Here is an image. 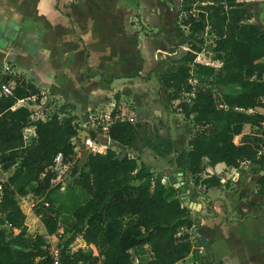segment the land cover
<instances>
[{
  "label": "trees",
  "instance_id": "16d2710c",
  "mask_svg": "<svg viewBox=\"0 0 264 264\" xmlns=\"http://www.w3.org/2000/svg\"><path fill=\"white\" fill-rule=\"evenodd\" d=\"M182 13L176 30L181 32L184 26L188 35L177 49L180 45L188 49L163 71L160 82L171 90L170 103H176L186 119L194 116L195 124L210 129L191 137L187 150L174 152L170 144L171 164L183 174L179 189L164 184L150 167L128 155L139 143L153 150L156 146L147 124L132 122L118 109L111 113L113 122L106 132L102 127L90 131L93 141L108 145L106 153L90 152L82 165L85 149L79 157L73 143L76 117L59 118L66 106L46 121H32V112L24 107L12 110L18 100L33 96L40 103L41 95L22 75L5 74L0 64V92L5 84L17 85L11 96H0V164L9 173L5 182L0 181V264H52L45 236L58 234L61 211L73 220L61 242L66 264H136L135 257L139 264H177L194 254L188 231L198 223L183 201V194L193 193L190 180L195 186L217 188L222 186L219 177L202 180L208 166L224 163L239 169L247 162L264 168V114L257 111L264 109V30L251 23L255 14L251 2L183 0ZM206 30L213 37V59L222 65L218 73L215 67L196 62L205 44L199 35ZM154 73L159 74V68ZM214 76L227 90L220 104L202 83ZM31 127L36 136L26 141L24 132ZM246 127L255 132L247 133ZM65 167L72 184L66 185L68 197L60 198L62 183L55 182ZM258 185L264 200V172ZM30 194L41 199L33 211L23 202ZM77 236L97 251H70ZM28 237H33L31 245L21 240ZM146 254L150 258L144 262ZM195 257L198 264L208 263L207 256Z\"/></svg>",
  "mask_w": 264,
  "mask_h": 264
},
{
  "label": "crops",
  "instance_id": "0c3cea01",
  "mask_svg": "<svg viewBox=\"0 0 264 264\" xmlns=\"http://www.w3.org/2000/svg\"><path fill=\"white\" fill-rule=\"evenodd\" d=\"M160 2L152 0L150 6L145 0H0L1 67L8 65L14 75H22L40 93L39 104L47 101L55 113L66 106L65 114H59H70L80 124L91 114L111 118L115 109L142 114L147 99L144 90L134 87L149 86L147 79L142 81L141 70L150 50L135 22L158 21L156 15L162 20ZM254 2L257 12L251 23L264 30V0ZM128 102L133 110L123 108ZM78 109L80 115L75 114ZM210 172L222 175L223 187L205 189L204 195L183 194L198 223L193 232L207 241L202 243L208 251L207 264H264V200L259 188L244 196L235 189L251 186L253 176L247 173L239 180L238 169L222 163L208 166L202 180ZM65 189L62 182L58 197L67 195ZM23 202L33 211L25 198ZM67 215L61 211V229L73 222ZM195 256L177 264H187L189 258L198 264Z\"/></svg>",
  "mask_w": 264,
  "mask_h": 264
},
{
  "label": "rangeland",
  "instance_id": "374dc122",
  "mask_svg": "<svg viewBox=\"0 0 264 264\" xmlns=\"http://www.w3.org/2000/svg\"><path fill=\"white\" fill-rule=\"evenodd\" d=\"M145 1H147V3L151 6L152 0H145ZM157 1L159 2L161 1L159 6L161 8L160 13L163 17L162 20L161 18L159 19V17H161L160 15H156L158 21L149 22L143 19L142 21L140 20L135 22V27L137 29L139 28L140 31L143 33V35L148 39L147 47L150 50V55L147 56L148 61L145 62L147 65L144 64L145 68L143 66V69L141 70L143 76L141 77L142 81H145L144 79H147L145 83L149 82V86L134 87V89L135 90L138 89V91L144 90L143 96L146 97L147 104L145 105L144 112L142 114L134 113L133 115H130L128 112H124V114L129 118L134 119L135 121L134 123H142V124L147 123L148 129L151 132L150 135L153 140L152 143L155 144L157 148L153 150L152 148H150V146L143 147L142 144L139 143L136 149L134 150L137 151L141 150V152L127 151L128 155L131 158H137L141 160L142 163L148 165L156 175L166 180L165 183L170 186L178 183V176L181 173L178 172L176 168L171 164V160L174 159V153L173 150L171 151L170 149V144L172 143L174 145V152L187 150L189 148L188 142L191 137L203 133L205 130H208L210 128H206L203 125L195 124L193 121L194 116H192L190 120L186 119L185 116L180 112V110L176 109L177 104L175 103L173 105L172 103H170L169 95L171 93V90L168 88H164L160 82V76L162 75L163 71L168 66L171 65V62L179 60L186 53L188 49L187 45H180L178 49H177V45L181 44L183 37H186V35H188V29L184 26H181V32H178V30H176V27L181 24L182 22L181 20L185 16V14L182 13L183 0H157ZM251 4L255 11L256 2L254 3L252 2ZM149 10H151V7ZM146 13H148V10L143 12V16L144 15L146 16ZM157 19L155 18V20ZM208 33L209 30H206L204 33H201L199 35L200 38L204 40L205 44H204V50L202 54L199 56L198 60L204 64H208L210 66L215 67L218 73L219 72L218 69L222 65L213 59L214 57V53L212 52L213 37ZM156 68H159V74L154 73V70H156ZM202 83L204 87L212 90L216 101L218 102V104H220L222 101V96L224 92L227 90L220 87L217 84L216 77L214 76L210 78H205L202 80ZM192 84L197 85L198 83L196 81H193ZM140 95L142 94L140 93ZM185 98L189 99V96H185ZM127 106H129V102L126 103V105L123 108L133 110L132 105H131L132 107L131 106L127 107ZM126 109L125 111H127ZM257 111L264 114V109ZM81 112H82L81 109H78L75 112V114L80 115ZM91 118L93 119V120L91 119L92 121L96 120L97 122L98 120V122L100 123L104 121L105 123H107L106 121H108L107 119L102 118L101 114L100 115L91 114ZM144 121H146V123ZM245 131L247 133L255 132V129L246 127ZM98 149L101 151H105L103 147H100ZM113 149L116 150L118 153H122L118 148L114 147ZM157 150L167 154L166 157H162L161 154L157 152ZM263 154H264V150H263ZM263 170L264 168L261 169L259 165H253L247 162L243 163L241 167L238 169L240 176L239 180H242V177L247 175V173H251V175L253 176V179L250 183L251 186L245 187L241 185V186H236L235 189H241V191L243 192V196L248 192H251V189L253 188L258 189L259 188L258 180L263 175L264 172ZM168 176L169 179L166 178ZM202 176L205 177V175ZM220 176L222 175L221 174L217 175V173L215 175V177H220ZM1 178H5V175H2ZM58 179H59L58 181L60 183L63 182L64 185L72 184L71 183L72 181L70 180L69 169L60 170ZM189 179L190 178H188V180ZM231 183L233 182L231 181ZM180 184L181 186H183L184 185L183 181L180 182ZM190 185L193 193L195 192L196 194H198L201 192V195H204V190L206 189L205 185L201 184L195 186L193 180H190ZM176 187L177 189L180 188L178 185ZM25 200L27 204H29L28 205L29 207L34 205L36 206L41 201V199L35 197L32 194L26 196ZM85 200H86V196H82L80 199L81 202H84ZM69 215L70 214H68L67 216ZM62 228L64 229L60 228L57 234L61 242L64 241L66 237V234L64 232L66 230H70V228H66L64 224ZM32 231H34V229ZM14 235H18V232L14 231ZM21 240L24 244L31 245L33 241V237H28ZM86 244L84 243V240L80 236H77L75 241L72 243L71 248H76L78 250L81 249V247H84L83 251H86V253L97 251L94 246H90L89 244H87V246L85 247ZM149 258H150L149 254L144 256L143 257L144 262H146L147 259ZM192 263H193V258L192 259L189 258L187 260V264H192Z\"/></svg>",
  "mask_w": 264,
  "mask_h": 264
},
{
  "label": "built area",
  "instance_id": "2783aa9c",
  "mask_svg": "<svg viewBox=\"0 0 264 264\" xmlns=\"http://www.w3.org/2000/svg\"><path fill=\"white\" fill-rule=\"evenodd\" d=\"M255 0H249V2H254ZM200 56V55H199ZM199 57L196 59V62L197 63H200V64H203V65H207V66H210L208 64H204L202 62H200L199 60ZM213 67V66H211ZM2 68V67H1ZM2 71L7 74V75H10V76H14L15 73H13V70L10 68V66L6 65L4 68H2ZM195 81V80H194ZM14 82V81H13ZM16 82L15 83H8V84H5L2 86V90L0 92V96H11L13 94V91L15 90L16 88ZM37 96H33L31 98H26V99H22V100H18L17 103L13 106L12 110H16V108H21V107H24V108H27L29 109L31 112H32V117H31V120L32 121H37V120H42V121H46L48 119H50L54 114L55 112L51 111V107L49 106L48 102H44L42 104H39L37 103ZM41 103V102H40ZM35 104V105H33ZM59 118H63L65 117L64 115L62 114H58ZM122 116H126L125 114H122ZM91 116L89 117L88 121L85 122V123H78V134L77 136L73 139V143L77 146V150L80 151L81 148L83 149H87L89 150V152H93V153H101V154H104L106 153L107 149H108V145L107 144H98L96 143L95 141L92 140L91 137L87 138L85 140V144L80 146L78 145L79 142H80V135L83 131H88L90 133V131H93V130H96V129H99V127H102V130L104 132L107 131V129L110 127V125L112 124L113 120L111 118H108L106 121L107 123L102 122H96L95 121H92L91 120ZM132 122H134V119L132 118H129ZM25 134V140L26 141H29V139L32 137V136H36V131H35V128L31 127V128H27L24 132ZM99 146V147H98ZM100 147H103L105 149V151H101L99 150L98 148ZM2 175H5V178H1ZM218 175V174H217ZM9 174L8 172H5L2 168V165L0 164V181L1 182H5L8 178ZM212 176H215L213 174V172L211 173L210 172V176L208 178H211ZM233 178V177H232ZM162 182L164 184H166V180L162 179ZM222 183H225L221 180ZM184 184V183H183ZM179 186L181 187V184L180 182L178 181V183L174 184L173 186L175 188H177L176 186ZM0 197H1V187H0ZM25 198V197H24ZM23 198V200H24ZM46 206H48V204H46ZM35 205L32 206L31 208L34 209ZM196 228L193 227L192 230L188 231L190 236H191V240L194 244V254H196L197 257H205V256H208V251L206 249V247L200 243V237L195 234L193 232V230ZM45 240H46V250L48 252V255L52 261V264H66L64 262V259H63V250H64V247L62 246L61 244V241L59 239V237L57 235H54V236H49V235H46L45 236ZM87 246V244L85 245V247ZM72 245L70 246V251L72 252H77L78 250L80 249H76V248H71ZM82 250H84V247H81ZM139 258L135 257V263L136 264H139Z\"/></svg>",
  "mask_w": 264,
  "mask_h": 264
},
{
  "label": "water",
  "instance_id": "95a60500",
  "mask_svg": "<svg viewBox=\"0 0 264 264\" xmlns=\"http://www.w3.org/2000/svg\"><path fill=\"white\" fill-rule=\"evenodd\" d=\"M89 137H90V133H89L88 131H83V132L81 133V135H80V138H79L80 141H81V144L84 145V144H85V140H86L87 138H89ZM76 152H79V151L76 149ZM89 153H90L89 150H87V149L84 150V152H83V156H82V160H81V164H82V165L85 164L86 159H87ZM178 181H179V182H182V181H183V174H182V173L179 174V176H178ZM188 192H190V191H188ZM183 201H184V205H185V207H189V208H192V207H193V206L191 205L189 199H186V200H183ZM147 236H148V234H147ZM205 242H207L206 239H204V238L200 239V243H205Z\"/></svg>",
  "mask_w": 264,
  "mask_h": 264
}]
</instances>
